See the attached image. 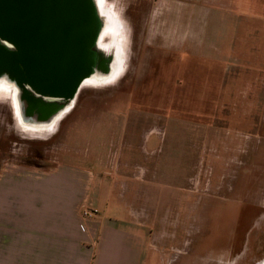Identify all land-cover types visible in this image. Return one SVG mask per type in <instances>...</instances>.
I'll return each mask as SVG.
<instances>
[{"label": "rangeland", "instance_id": "rangeland-1", "mask_svg": "<svg viewBox=\"0 0 264 264\" xmlns=\"http://www.w3.org/2000/svg\"><path fill=\"white\" fill-rule=\"evenodd\" d=\"M104 3L117 33L103 43L122 51L121 74L83 86L52 129L25 125L16 87L0 84V175L67 164L122 182V168L140 179L147 170L156 185L143 204L177 237L173 261L168 247L154 264H264V45L248 29L261 19L246 17L243 0ZM193 201L197 210L184 211ZM182 221L197 229L179 255Z\"/></svg>", "mask_w": 264, "mask_h": 264}, {"label": "crops", "instance_id": "crops-1", "mask_svg": "<svg viewBox=\"0 0 264 264\" xmlns=\"http://www.w3.org/2000/svg\"><path fill=\"white\" fill-rule=\"evenodd\" d=\"M243 1L249 3L244 6L246 17L261 19L259 29L255 20L251 27L249 25V38H259L258 44L264 45V0ZM256 3L259 6H255ZM250 39L246 36L245 45H256ZM133 164V168L138 167ZM136 171L120 169L117 173L122 182H116L108 179L107 174L99 175L67 164L48 170L19 164L3 169L0 175V264H154L152 258L164 257L168 247L171 250L168 239L176 241L177 237L160 231V223L165 220L157 222L156 215L151 216L150 206L143 204L150 200V192L156 185L154 178L147 170L143 173L145 179L139 178L141 174L133 177ZM125 178L129 179L124 181ZM188 178L189 174L186 185ZM139 189H145V193ZM57 191L66 196L58 198ZM182 191L187 199V187L181 188ZM141 193H144L142 198ZM103 199L108 203L109 214L106 210L107 214L100 216ZM184 205V211H196L198 203ZM89 206L99 213L84 218L82 211ZM142 208L147 211L144 213L147 219L137 212ZM186 227V222L182 221L183 243L175 246L179 255L188 253V243L197 229L196 226L190 230ZM171 253L172 250L168 254L169 263L173 261Z\"/></svg>", "mask_w": 264, "mask_h": 264}, {"label": "water", "instance_id": "water-1", "mask_svg": "<svg viewBox=\"0 0 264 264\" xmlns=\"http://www.w3.org/2000/svg\"><path fill=\"white\" fill-rule=\"evenodd\" d=\"M100 14L95 0H0V79L16 87L25 125H52L95 65L113 74L120 60L102 53Z\"/></svg>", "mask_w": 264, "mask_h": 264}, {"label": "bare ground", "instance_id": "bare-ground-1", "mask_svg": "<svg viewBox=\"0 0 264 264\" xmlns=\"http://www.w3.org/2000/svg\"><path fill=\"white\" fill-rule=\"evenodd\" d=\"M95 2L97 3V6L99 8V11L101 12L102 16V20L104 21V19L106 18L107 19V23H106V27L104 29V31L102 32L101 36H100V42H101V48H102V53L106 56H112L116 54L117 58L120 60V63L119 61L117 62V65L113 67V74H111L108 78V80L106 79H102L101 76L99 77V72L102 71V66H94V72L95 74H93L91 77H89L88 79H86L87 81H84V83L82 84L81 88L87 84H102L103 82L105 81H111V80H114L116 77H118V75L121 74V71L123 70V67H122V56H121V53L122 51L120 50V48L118 46H116L115 44H112V43H109V44H105L103 43L104 42V37L107 36L108 34H112L111 32L113 33H117V25L115 23V19H113V16L109 13V11L105 8V3H104V0H95ZM100 14V15H101ZM99 37V34L97 36V38ZM96 38V39H97ZM94 47H95V44L93 46V48H91V53L94 51ZM6 78L4 79H0V84H7L8 82L5 81ZM11 85V84H10ZM12 88H15L14 85H11ZM10 87V86H9ZM8 91V90H6ZM81 91V90H80ZM79 93V92H78ZM15 96L17 98V90L15 92ZM74 102V98H72L71 100V103L73 104ZM14 105V110L16 112V114L20 113L19 110H18V102L15 101L13 103ZM74 107L71 105L69 107H67V109L61 113V115H59L53 122L52 125H49V126H46L44 127L45 129H52L53 125L58 121L60 120L61 118H63V116L66 114L67 111L73 109ZM21 116V114H20Z\"/></svg>", "mask_w": 264, "mask_h": 264}, {"label": "built area", "instance_id": "built-area-1", "mask_svg": "<svg viewBox=\"0 0 264 264\" xmlns=\"http://www.w3.org/2000/svg\"><path fill=\"white\" fill-rule=\"evenodd\" d=\"M97 213H98L97 209H93V208L86 209L83 211V217L88 218V217L94 216V214H97Z\"/></svg>", "mask_w": 264, "mask_h": 264}]
</instances>
